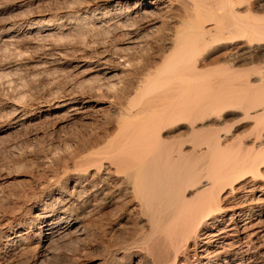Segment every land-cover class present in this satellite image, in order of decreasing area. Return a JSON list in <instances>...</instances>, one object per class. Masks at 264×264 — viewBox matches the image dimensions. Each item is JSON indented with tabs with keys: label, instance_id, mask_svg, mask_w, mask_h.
<instances>
[{
	"label": "bare ground",
	"instance_id": "obj_1",
	"mask_svg": "<svg viewBox=\"0 0 264 264\" xmlns=\"http://www.w3.org/2000/svg\"><path fill=\"white\" fill-rule=\"evenodd\" d=\"M177 1L0 23L2 47L17 55L24 52L16 36L35 27L90 40L120 31L132 50L146 44L143 29L173 25L131 70L132 87L115 90L109 116L80 147L64 151L61 170L0 226L10 230L0 239V264L264 263V0H186L176 9ZM119 61L128 63L125 55ZM49 104L83 111L72 94ZM15 107L16 126L26 117ZM237 114L240 131L229 123ZM105 235L107 245L97 241ZM95 251L96 263L79 260Z\"/></svg>",
	"mask_w": 264,
	"mask_h": 264
},
{
	"label": "rangeland",
	"instance_id": "obj_2",
	"mask_svg": "<svg viewBox=\"0 0 264 264\" xmlns=\"http://www.w3.org/2000/svg\"><path fill=\"white\" fill-rule=\"evenodd\" d=\"M132 1L0 0V23L15 21L43 12H47L48 15L46 16L50 17L52 13L55 14L66 9L73 10L76 14L77 12L81 13L85 9L88 15L107 8L120 7L121 4ZM184 2L186 0H178L173 7H184L183 5H186L188 0L185 4H183ZM191 2L192 0H189L188 4L195 3V1ZM198 9L200 8L197 7ZM53 10H56V12ZM162 13H158L161 19L162 17L160 16L168 14V12ZM82 14L85 15V13ZM57 15L62 17L63 14L57 13ZM65 23L66 21L64 23L62 22L63 25ZM171 25V23L165 22L163 27L157 23L156 26L158 28L154 33H150L148 28L143 29L142 33L148 35L146 39L148 46L145 44L142 48L139 47L132 50L126 43L125 37L119 34L120 31L105 34L100 36V38H95V40L91 38L90 40V36L87 33L85 35L84 33L77 34L72 32L68 34L64 33L63 35L60 34V36L54 33L55 29L49 31L35 27L21 32L15 38V46L17 48L19 47L24 52V55L13 54L9 48H4L6 46L3 45L2 40L0 41L2 43L0 44V67H2L0 68L2 72V74L0 72V78L1 80L4 79L0 81V226H2L10 215L19 209L18 206H22V203L28 197L30 198L32 194L35 195L41 186L43 187L46 182L50 181L52 179L51 176L57 174L56 170H61L59 166L62 167V162L58 161H63L61 159L65 152L74 147H80V143H84L92 135L93 131L98 128L103 117L106 118L109 116L108 111L110 112V109L107 108L109 107V99H113L116 96L115 93L122 89V85L124 87L128 85L132 87L130 84L132 83V71L140 68L147 60L152 40L169 36L165 28ZM52 30L54 31L53 33ZM48 32L50 33L48 34ZM50 43L54 47L51 49V54L49 53L50 56L48 57L49 54L47 52L49 51H44L43 47L50 45ZM41 46L42 49L40 48ZM127 46L129 50L126 48ZM53 50L55 51L53 52ZM26 52L28 55L25 54ZM10 55L12 58H10ZM120 55L126 56L128 60L126 66L128 68L124 66L125 64L122 61H119ZM6 61L9 63L11 61L12 63L10 64H14L3 68L1 62ZM173 61H175L173 58L169 60L172 63ZM43 62L46 63L43 65ZM44 66H46L45 69ZM216 66L213 65L211 67L217 69ZM219 68V70L222 69L221 66ZM3 71L5 72L4 74ZM105 71L109 72L105 74ZM4 75H6V78ZM140 93L142 95L145 94L143 88L142 91L140 90ZM140 93L139 95H141ZM62 94H72L75 102L79 104L78 110L83 111L71 115V112L67 108H54V104H49L50 100L52 102L54 98L58 99ZM15 103L20 108H23L21 110L23 112L21 113H24L23 116L26 117L22 124L16 126L11 120L15 113L14 110L18 108L15 107ZM239 116V114L229 115L231 119L229 123H234L235 120V124H238L236 125L237 129L240 131V122L238 123L236 121ZM53 157L56 161L53 160ZM58 158L61 159L59 160ZM52 160L56 165L53 162L50 163ZM49 163L50 165H48ZM262 218L264 220V212ZM15 222L12 223V227L16 224ZM96 228L98 229L97 226ZM1 232L0 239H5L7 235H10V230H3ZM84 239L79 242L82 243L83 241V243L85 242L84 244L89 243V237L86 240ZM111 239V236L105 235V237H100L97 241L107 245V243L109 244L111 242ZM68 248L70 247L67 246L66 249ZM71 248L73 250L72 245ZM68 250L70 253L71 250ZM88 253L84 254L85 256L83 255L84 258L79 256L81 257L79 260L86 259L90 262L95 261L94 263H96L100 257V252H97L98 254ZM60 261H62V258L61 260L59 259V263L57 261L55 264H60Z\"/></svg>",
	"mask_w": 264,
	"mask_h": 264
}]
</instances>
